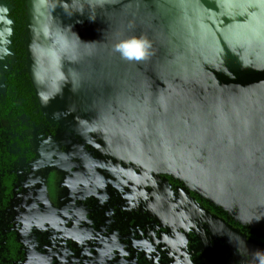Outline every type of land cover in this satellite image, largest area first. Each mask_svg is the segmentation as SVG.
<instances>
[{"label":"water","instance_id":"water-1","mask_svg":"<svg viewBox=\"0 0 264 264\" xmlns=\"http://www.w3.org/2000/svg\"><path fill=\"white\" fill-rule=\"evenodd\" d=\"M25 5L26 68L48 120L264 230V0Z\"/></svg>","mask_w":264,"mask_h":264},{"label":"flooded vegetation","instance_id":"flooded-vegetation-1","mask_svg":"<svg viewBox=\"0 0 264 264\" xmlns=\"http://www.w3.org/2000/svg\"><path fill=\"white\" fill-rule=\"evenodd\" d=\"M8 53L2 76L12 60ZM31 131L32 166L19 159L8 202L21 245L0 247V264H264V236L172 174L99 151L57 121ZM59 133L75 146L69 149ZM38 166L43 174L34 171ZM39 185L46 187L45 199L39 198L45 229L23 238L35 221L26 220L36 207L29 205L30 189Z\"/></svg>","mask_w":264,"mask_h":264},{"label":"trees","instance_id":"trees-1","mask_svg":"<svg viewBox=\"0 0 264 264\" xmlns=\"http://www.w3.org/2000/svg\"><path fill=\"white\" fill-rule=\"evenodd\" d=\"M2 1L7 7L9 18L6 47L12 60L5 66L3 86L0 89V247L11 248L21 245H18L14 237L16 231L11 228L14 209L12 204H8L12 201L11 189L16 186L19 176V159L24 158L21 166L26 169L32 166L30 161L34 156L29 144L31 130L44 121H55L48 120L42 112L26 68L25 0ZM212 204L245 226L244 229L264 236V230L257 225L240 220L228 210Z\"/></svg>","mask_w":264,"mask_h":264},{"label":"rangeland","instance_id":"rangeland-1","mask_svg":"<svg viewBox=\"0 0 264 264\" xmlns=\"http://www.w3.org/2000/svg\"><path fill=\"white\" fill-rule=\"evenodd\" d=\"M3 11H4V6H3V3H2V1L0 0V87L2 88V79H3V76H2V66L4 65L3 63V61H4V59H2V58H5V57H8V49H7V47H6V36H7V33H8V29H9V27L5 24V22H4V20H3ZM8 27V28H7ZM3 50H4V53H3ZM6 63V62H5ZM0 88V89H1ZM59 135H60V138H63L64 139V137H65V135L63 136V135H61L60 133H59ZM66 138V142H68V144H69V146H68V148L70 149V147H74L75 146V143H74V141H71L70 139H67V137H65ZM82 140H84V141H87L86 140V138H87V136L85 135V133H82V135H81V137H80ZM61 142V141H60ZM65 143V142H64ZM43 147V146H42ZM104 153H107V154H109V153H112V152H114V151H112V149H110V148H107V149H104V150H102ZM42 152H44V154H45V156H46V154H49L48 152H47V150H45V149H43V151ZM50 155V154H49ZM113 156V155H112ZM114 157H116V156H114ZM118 159H121V158H118ZM40 160H42V158L40 159ZM53 170V172L55 173L56 171H57V169L56 168H53L52 169ZM32 171V173H33V169L31 170ZM34 171H38V173L39 172H41L42 174L44 173L43 172V170L41 169V166L39 167H37V170L35 169ZM37 173V174H38ZM34 174V173H33ZM36 174V176H39V174L37 175ZM176 177V176H175ZM178 178V177H177ZM179 179V178H178ZM180 180V179H179ZM46 190V187H42V185H39L38 187H35V188H32V189H30L31 191V198L29 199V205L30 206H36L35 208H32V209H29L30 210V214H29V218H27L26 217V220L28 219V220H30L31 218H32V220H34L35 219V221L33 222V224H31L30 226H28L29 227V233L28 234H26L23 238H26V236L27 235H29V234H32V237L35 235V233H34V230L36 229L37 231H43L44 229H45V227H44V223H43V218L46 216V214H45V211L43 210V209H41V203H40V197L41 196H43L44 197V199H45V190ZM191 188V187H190ZM192 189V188H191ZM194 190V189H193ZM44 204V203H43ZM42 204V205H43ZM44 208H47V207H45V205H44ZM50 209V208H49ZM26 210H27V208H26ZM51 211V210H50ZM17 214H19V212L17 211ZM41 219H42V222H41ZM34 226V227H33ZM31 236V235H30ZM33 246H35V247H38L39 246V244H35V245H33ZM40 247V246H39Z\"/></svg>","mask_w":264,"mask_h":264},{"label":"snow or ice","instance_id":"snow-or-ice-1","mask_svg":"<svg viewBox=\"0 0 264 264\" xmlns=\"http://www.w3.org/2000/svg\"><path fill=\"white\" fill-rule=\"evenodd\" d=\"M129 56H135L139 58L143 53L141 52V45L135 41H133L131 44L124 46Z\"/></svg>","mask_w":264,"mask_h":264}]
</instances>
